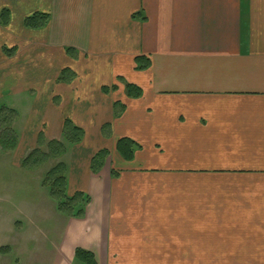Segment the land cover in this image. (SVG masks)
Returning a JSON list of instances; mask_svg holds the SVG:
<instances>
[{
	"label": "crops",
	"instance_id": "1",
	"mask_svg": "<svg viewBox=\"0 0 264 264\" xmlns=\"http://www.w3.org/2000/svg\"><path fill=\"white\" fill-rule=\"evenodd\" d=\"M3 9L0 94H34L20 151L41 131L59 140L64 118L84 132L60 160L68 194L89 202L82 218L62 215L47 264H80L77 248L97 264H264L244 255L264 251V0H0ZM34 13L45 27H24ZM66 68L75 77L57 82ZM125 83L142 95L127 97ZM121 138L135 143L131 160L116 150Z\"/></svg>",
	"mask_w": 264,
	"mask_h": 264
},
{
	"label": "rangeland",
	"instance_id": "2",
	"mask_svg": "<svg viewBox=\"0 0 264 264\" xmlns=\"http://www.w3.org/2000/svg\"><path fill=\"white\" fill-rule=\"evenodd\" d=\"M33 100L32 92L18 97L7 92L0 94V106L12 108L16 113L13 118L3 113L7 118L0 125L3 131H0V249L3 248L0 264H47L52 261L53 247L62 234L63 216L42 187L45 173L55 162L50 160L31 170L21 167L24 157L39 146L34 142L22 152L19 146L20 138L29 131L30 120H35L31 112ZM7 125L15 133L13 149L3 147L9 145L3 140L8 135L4 128ZM246 254L253 256H244L248 260L264 261V251Z\"/></svg>",
	"mask_w": 264,
	"mask_h": 264
},
{
	"label": "trees",
	"instance_id": "3",
	"mask_svg": "<svg viewBox=\"0 0 264 264\" xmlns=\"http://www.w3.org/2000/svg\"><path fill=\"white\" fill-rule=\"evenodd\" d=\"M10 12L8 9H3L0 13V26L5 27L10 22ZM48 21V16L43 13H34L27 16L23 20V25L27 29H41L46 26ZM3 54L10 58L16 52V47H3ZM135 63L138 70L145 69L149 67L148 61H143L142 58H136ZM75 77L74 73L66 68L63 69L57 79V82L67 83L70 82ZM120 81L122 79H119ZM114 89V87H112ZM106 89H103V91ZM106 92V91H105ZM125 92L129 98H139L142 95V91L139 87L125 83ZM115 113L118 114L117 110L122 111L123 107L119 103L114 104ZM10 117L16 115L14 109L0 106V125L6 121L5 115ZM3 114V116H2ZM10 117L8 122H10ZM13 118V117H12ZM5 130L8 132L4 137V141L7 142V149H13L15 142V133L11 130V127ZM2 131V128H0ZM4 130V129H3ZM3 132V131H2ZM84 136L83 130L76 126L69 118H64L61 137L59 140L52 139L47 140L41 131L37 137V146L31 150L22 160L21 167L26 170L36 169L43 166L48 161H54V165L45 173L42 180V187L48 191V195L52 201L55 202V208L57 212L67 218H82L84 215V210L89 202V198L86 194L82 192H75L69 195L67 192V167L64 162L59 161V159L66 153L70 146L79 144ZM15 141V142H14ZM11 142V144H10ZM135 148V143L127 138H121L116 143L117 152L125 160H131L133 157V149ZM108 153L106 150L98 151L91 159L89 169L93 174H97L104 165L105 159ZM113 175L115 173L112 171ZM3 248L0 249L2 251ZM74 260L80 264H97L95 257L91 252L85 251L83 249L77 248L74 252Z\"/></svg>",
	"mask_w": 264,
	"mask_h": 264
}]
</instances>
